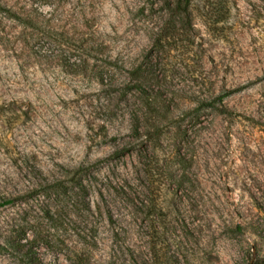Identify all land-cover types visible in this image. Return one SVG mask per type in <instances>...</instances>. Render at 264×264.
<instances>
[{
    "label": "rangeland",
    "instance_id": "obj_1",
    "mask_svg": "<svg viewBox=\"0 0 264 264\" xmlns=\"http://www.w3.org/2000/svg\"><path fill=\"white\" fill-rule=\"evenodd\" d=\"M175 3L0 0V264L264 259V0Z\"/></svg>",
    "mask_w": 264,
    "mask_h": 264
},
{
    "label": "trees",
    "instance_id": "obj_2",
    "mask_svg": "<svg viewBox=\"0 0 264 264\" xmlns=\"http://www.w3.org/2000/svg\"><path fill=\"white\" fill-rule=\"evenodd\" d=\"M193 0H176L175 6L172 10V18L170 17V20L165 23V25L161 29V38L157 39L155 41L156 45H161V41L164 40L167 35H172L174 33V29L177 27L176 20L177 15L184 16L186 20L189 17V11L192 5ZM164 37V38H163ZM252 264H264L263 260L254 261Z\"/></svg>",
    "mask_w": 264,
    "mask_h": 264
}]
</instances>
